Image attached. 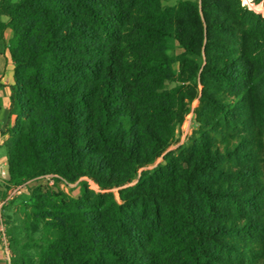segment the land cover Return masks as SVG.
I'll return each instance as SVG.
<instances>
[{
    "label": "trees",
    "instance_id": "trees-1",
    "mask_svg": "<svg viewBox=\"0 0 264 264\" xmlns=\"http://www.w3.org/2000/svg\"><path fill=\"white\" fill-rule=\"evenodd\" d=\"M0 15L7 190L48 173L98 188H35L6 230L10 264H264L261 14L240 0H0ZM193 101L191 135L164 152Z\"/></svg>",
    "mask_w": 264,
    "mask_h": 264
},
{
    "label": "crops",
    "instance_id": "crops-1",
    "mask_svg": "<svg viewBox=\"0 0 264 264\" xmlns=\"http://www.w3.org/2000/svg\"><path fill=\"white\" fill-rule=\"evenodd\" d=\"M8 17L0 15V22L7 23ZM11 37V29L5 26L0 36V165L6 168V150L4 142L8 138L6 127L12 121L10 106L12 102L13 88L15 84L13 64L8 53V42ZM7 190V182L0 178V228L5 227L8 230L11 216L17 210L18 198L15 202H4V196ZM0 264H10L6 257V249L0 240Z\"/></svg>",
    "mask_w": 264,
    "mask_h": 264
},
{
    "label": "built area",
    "instance_id": "built-area-1",
    "mask_svg": "<svg viewBox=\"0 0 264 264\" xmlns=\"http://www.w3.org/2000/svg\"><path fill=\"white\" fill-rule=\"evenodd\" d=\"M240 2L241 5L246 9L259 13L264 17V7H262V2L255 3L254 0H240ZM195 105H196V101H193L191 104L190 111L185 115L183 121L175 129V140L171 144L174 146V148H176L178 145L183 144L192 133L193 130L192 109ZM6 176H7L6 168L0 165V178L5 179ZM41 178H45L50 185H57L60 189H62L65 192H67L66 189L68 187L72 186L71 182L66 181L58 174L48 173L41 176ZM30 181L31 180H25L21 183L11 185L10 188L7 190L6 195L4 196V202H8L14 199L15 197H17L19 194H21L24 188L26 187V185L30 183ZM87 181L91 189L98 190L97 186L94 184L92 180H87ZM91 182L94 184L93 186L91 185ZM0 240L2 241L6 249V257L8 259V262H10L11 259L10 241L8 239L4 227L0 228Z\"/></svg>",
    "mask_w": 264,
    "mask_h": 264
},
{
    "label": "rangeland",
    "instance_id": "rangeland-1",
    "mask_svg": "<svg viewBox=\"0 0 264 264\" xmlns=\"http://www.w3.org/2000/svg\"><path fill=\"white\" fill-rule=\"evenodd\" d=\"M178 1L179 0H161V3L163 6H171V5L176 4ZM262 7H264L263 2H262ZM166 51L170 55L175 56L176 54H178L181 51V48L179 47V45L175 39L168 37L166 39ZM173 69L175 71L178 70L177 63L173 64ZM170 85H172V84H170ZM192 127H193V124H192ZM173 149H174V146L170 144L164 152L169 151V150H173ZM2 155H3V153H2V151H0V156H2ZM161 159H162L161 156H159L155 160L154 163L147 165V166H144V167H141L140 171L143 169L152 168L157 163L161 162ZM83 180H90V179L83 176V177L79 178L77 181L72 182V186H70L66 189L68 194H70L74 197H79L81 194V182ZM135 181L136 180H133V181L123 185L122 187L133 185L135 183ZM46 182H47V180L45 178H40L38 180H34L31 183L27 184L26 187L24 188V190L22 191V193L14 198L13 202H15V200H17L18 198L20 199V201L16 205L17 210L14 213H12L13 215L11 216V219H10L11 223L9 224L8 229L12 230L13 228H19L21 226V218L23 216L22 215L23 211H21V209H23V206H24L23 204H28L29 196H30L31 192L39 186H46V184H47ZM91 185L93 186L94 184L91 182ZM111 190L114 192L115 196L117 197V188H112ZM24 200H26V201L24 202ZM5 231H6V229H5Z\"/></svg>",
    "mask_w": 264,
    "mask_h": 264
}]
</instances>
